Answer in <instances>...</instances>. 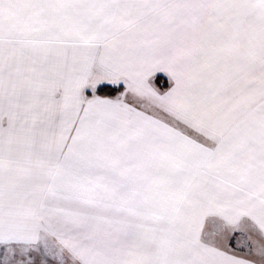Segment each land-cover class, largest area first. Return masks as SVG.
<instances>
[{
  "label": "snow or ice",
  "instance_id": "6c2138e0",
  "mask_svg": "<svg viewBox=\"0 0 264 264\" xmlns=\"http://www.w3.org/2000/svg\"><path fill=\"white\" fill-rule=\"evenodd\" d=\"M0 264H264V0H0Z\"/></svg>",
  "mask_w": 264,
  "mask_h": 264
}]
</instances>
